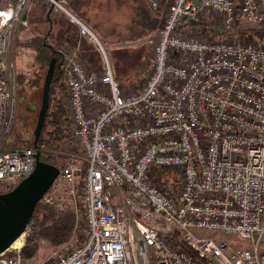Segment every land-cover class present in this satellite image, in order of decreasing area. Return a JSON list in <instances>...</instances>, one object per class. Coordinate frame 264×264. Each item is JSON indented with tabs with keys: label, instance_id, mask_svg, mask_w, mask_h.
Returning <instances> with one entry per match:
<instances>
[{
	"label": "built area",
	"instance_id": "built-area-1",
	"mask_svg": "<svg viewBox=\"0 0 264 264\" xmlns=\"http://www.w3.org/2000/svg\"><path fill=\"white\" fill-rule=\"evenodd\" d=\"M47 1L103 51L69 0ZM32 2L0 0L2 193L37 163L36 147L12 140L13 91L5 79ZM147 2L161 11V0ZM208 11L220 18V37L182 32ZM242 22L264 28V0H171L138 86L122 87L108 60L101 72L67 54L72 135L87 165L84 174L67 165L52 188L79 196L87 236L41 264H264V43L238 36ZM152 167L181 172L175 196L151 182ZM43 201L63 204L50 191ZM21 250L12 245L0 264H23Z\"/></svg>",
	"mask_w": 264,
	"mask_h": 264
},
{
	"label": "trees",
	"instance_id": "trees-1",
	"mask_svg": "<svg viewBox=\"0 0 264 264\" xmlns=\"http://www.w3.org/2000/svg\"><path fill=\"white\" fill-rule=\"evenodd\" d=\"M86 4H88V0H69L68 8L75 16L83 20L95 31L97 30L94 27L95 25H90L88 21L90 17L87 15L88 8L85 6ZM32 7L27 26L25 27V29L28 28L31 32L33 31L31 33L32 37L22 45L34 52L33 64L34 67L35 65L37 66V74L35 77H28L24 82L20 81L21 85L27 88L26 91L29 90V87L39 91L43 87L46 70L52 58H56L57 65L50 88V104L42 133L37 145H35V138L31 143L25 145L37 147L42 162L52 164L62 170L63 162L67 159L65 154H75L80 151L72 135L66 104L68 91L65 82V70L68 49L75 48L81 42L83 48L78 53V58L83 62L84 66L87 69H95L101 72L104 71V67L101 65V67L96 68L91 63L94 56L90 53V49L96 46L83 39L79 34L78 28L71 24L68 19L66 20L65 18L67 17L65 15L53 11L49 16L50 4L47 0H33ZM161 7V11L158 13L152 11L148 2L147 4L139 3V5L132 8L133 17L130 20V32L134 35V39L141 41L163 27L170 7L169 0H161ZM159 14L162 15L161 18L158 17ZM206 19V16H199L194 23L186 22L183 24L184 30L182 32H187L190 27H196L200 34L213 33L211 22L208 23ZM257 29L259 35L256 34V36L260 42L264 43V28L262 24L257 25ZM57 32H60L59 35ZM49 39L59 40L51 44L48 42ZM129 83H131L129 85H135L134 80ZM126 86L128 85H122V87ZM35 121L32 120V117L27 116L26 129L31 124H34ZM149 178L153 184L165 190L170 196H175L180 191L181 172L179 170L167 171L162 168L152 167ZM28 230H30L29 235L21 250L23 264L39 256L42 240H46L52 246L57 247L67 243L74 235H77L82 241L87 236L86 222L77 218V214L70 205L64 211L59 212L54 207L47 205L43 200L38 203L26 232Z\"/></svg>",
	"mask_w": 264,
	"mask_h": 264
},
{
	"label": "rangeland",
	"instance_id": "rangeland-1",
	"mask_svg": "<svg viewBox=\"0 0 264 264\" xmlns=\"http://www.w3.org/2000/svg\"><path fill=\"white\" fill-rule=\"evenodd\" d=\"M127 1L129 3L133 2L132 8L139 5V3L143 4V0ZM122 2L128 3L126 2V0H122ZM169 2L171 3V0H169ZM106 4L107 8L104 9H102L103 5L101 6V8L95 9V6L92 5V0H89L88 4L85 5L88 8L87 15L90 17V19L88 20L86 16H84V18H87L90 25H95L94 27L97 29L95 30V32L103 46V51L98 46L90 49V53L94 56V59L91 60V63L96 68L101 67V65L102 67H105L106 60H108L113 74L121 85H129L131 84L129 82L134 80L135 85L138 86L149 74V70L151 67L150 60L153 56L154 44L156 42L158 32L156 31L150 37L142 39L141 41H137L136 39H134V35L132 34V32H130V23L119 26L112 23V21L114 20L113 15L115 10L114 8L110 7V2H107ZM160 14L158 16L159 18H161L162 16ZM206 18V20H208V23L211 22L210 25L214 26V30L216 31L215 34L210 32V34L206 33L208 34L207 36L217 38L220 37L222 34V25L220 23V18L215 13L210 11H208V13L206 14ZM65 19L67 20V18ZM257 25L259 24L242 22L241 26H239V29L237 30V35L243 36L247 34L252 36L254 40H258L256 36V34L259 35ZM190 31L191 32L188 33H200V31L196 27H194V29ZM60 32H57V34L59 35ZM31 33H33V31L31 32V30L28 28L19 30L14 48L11 49L9 55L8 67L5 76V79L8 80L7 85L13 91V110L15 111V115L14 134L12 140L15 145L22 146L31 143L35 138L34 130L36 128L38 113L41 107L43 89L42 87V89L36 91V89L28 86L29 90L26 91L27 88H24L21 85V82H24L28 77H35V75L37 74V66L35 65V69L33 64L34 52L30 51L22 45L24 42H27L29 39H31ZM58 40L59 39H49L48 42L54 44ZM69 54H71V52ZM24 92H26V94H24ZM66 104L68 107V120L72 129L73 125L71 124V112L68 106V101L66 102ZM27 116L32 117V120L34 121L36 118L35 123L31 124L28 129H26ZM76 144L78 145L80 151L75 154H65L67 156V159L65 162H63V168L69 164L74 163L80 166L82 174H84L87 163L84 159L81 146L77 143V141ZM65 190H68V187L60 189L56 186L50 190V196H52V198L55 199L56 202H63V204H55L56 210H58L59 212L64 211L66 207L70 205L72 209H74L77 216H79L78 219H83L85 221L83 206L80 202L79 196L75 198L70 197L68 195L69 191L67 192ZM29 232L30 230L25 232L22 237V248L26 243ZM199 233L200 235L206 237H217L216 233L212 231H200ZM219 237L221 239H226L229 242H233L238 239L236 236L231 235H223ZM80 242H82V240L77 235H74L67 243L57 247L52 246L46 240H42L39 256L33 260L27 261L26 264H41L52 261L55 252L63 251L67 245L70 246L71 244H77Z\"/></svg>",
	"mask_w": 264,
	"mask_h": 264
},
{
	"label": "water",
	"instance_id": "water-1",
	"mask_svg": "<svg viewBox=\"0 0 264 264\" xmlns=\"http://www.w3.org/2000/svg\"><path fill=\"white\" fill-rule=\"evenodd\" d=\"M52 12L53 6H50L48 15L50 16ZM56 65V58H52L42 89L41 107L34 130L35 145H37L42 133L49 109L50 88ZM36 157V167L30 176L23 179L11 191L6 193L0 192V254L8 250L25 234L38 203L43 200L44 196L50 191L61 175L59 167L40 160L39 150Z\"/></svg>",
	"mask_w": 264,
	"mask_h": 264
},
{
	"label": "crops",
	"instance_id": "crops-1",
	"mask_svg": "<svg viewBox=\"0 0 264 264\" xmlns=\"http://www.w3.org/2000/svg\"><path fill=\"white\" fill-rule=\"evenodd\" d=\"M130 1H132V0H130ZM107 2H110V7L115 8V12L113 15L114 20L112 21V23H114L115 25H118V26L130 23V20L133 17V13H132L133 2L129 3L127 0H126V2H128V3H123L122 0H92V5L95 6V9L101 8V6L103 5L102 9H104V8H107V4H106ZM143 4H147V0H143ZM33 7H34V5H33ZM33 7L31 6V10ZM82 38L86 39L84 37H82ZM86 41L89 42L87 39H86ZM82 48H83V46H82V43L80 42L75 48H69L68 54L71 52V54L78 57V53L82 50Z\"/></svg>",
	"mask_w": 264,
	"mask_h": 264
},
{
	"label": "bare ground",
	"instance_id": "bare-ground-1",
	"mask_svg": "<svg viewBox=\"0 0 264 264\" xmlns=\"http://www.w3.org/2000/svg\"><path fill=\"white\" fill-rule=\"evenodd\" d=\"M23 237V236H22ZM22 237H20L14 244H13V246L14 247H21L22 246V243H21V241H22Z\"/></svg>",
	"mask_w": 264,
	"mask_h": 264
}]
</instances>
